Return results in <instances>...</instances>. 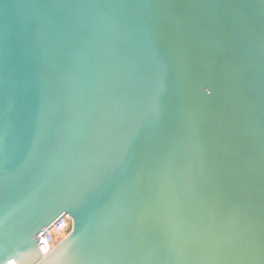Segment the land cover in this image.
I'll use <instances>...</instances> for the list:
<instances>
[{
  "label": "water",
  "instance_id": "95a60500",
  "mask_svg": "<svg viewBox=\"0 0 264 264\" xmlns=\"http://www.w3.org/2000/svg\"><path fill=\"white\" fill-rule=\"evenodd\" d=\"M11 258L264 264V0H0Z\"/></svg>",
  "mask_w": 264,
  "mask_h": 264
},
{
  "label": "built area",
  "instance_id": "2783aa9c",
  "mask_svg": "<svg viewBox=\"0 0 264 264\" xmlns=\"http://www.w3.org/2000/svg\"><path fill=\"white\" fill-rule=\"evenodd\" d=\"M59 222H62L63 224H65L64 229L66 230V232L70 230V228H71V219H70V217L68 215H65V216L61 217L53 225H55V224H57ZM46 234H47V231H46L45 236H44V241L40 245V251H41L42 255L46 254L54 246V244H55V243L53 244L52 241H50L52 239L49 238V237H47ZM53 234L54 233L51 230L50 236L53 235Z\"/></svg>",
  "mask_w": 264,
  "mask_h": 264
},
{
  "label": "bare ground",
  "instance_id": "6f19581e",
  "mask_svg": "<svg viewBox=\"0 0 264 264\" xmlns=\"http://www.w3.org/2000/svg\"><path fill=\"white\" fill-rule=\"evenodd\" d=\"M59 223H60V222H59ZM59 223L53 225V226L51 227L50 230H47V234H46L47 237L50 236L49 232H51L52 229L54 230V231H52V232H56L57 235H58V237L60 236V234H61V231H60V230L64 229L65 224H63V228H62V226H61ZM49 238H51V237H49ZM50 241H51V240H50ZM6 264H16V263H15L14 259L11 258Z\"/></svg>",
  "mask_w": 264,
  "mask_h": 264
},
{
  "label": "rangeland",
  "instance_id": "374dc122",
  "mask_svg": "<svg viewBox=\"0 0 264 264\" xmlns=\"http://www.w3.org/2000/svg\"><path fill=\"white\" fill-rule=\"evenodd\" d=\"M61 226H62V228H63V223L62 222H60L59 223ZM69 229V228H68ZM50 230V229H49ZM52 231H54L53 229H52ZM61 231V234H60V236L58 237V235H57V233L56 232H53L54 234L53 235H51V236H49V237H51V241H52V243L54 244V243H56L58 240H60L62 237H64L66 234H67V232H66V230L65 229H62V230H60ZM51 232H49V234H50Z\"/></svg>",
  "mask_w": 264,
  "mask_h": 264
}]
</instances>
